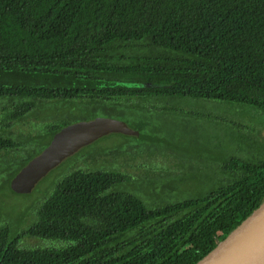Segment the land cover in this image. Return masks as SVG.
<instances>
[{
    "label": "trees",
    "instance_id": "trees-1",
    "mask_svg": "<svg viewBox=\"0 0 264 264\" xmlns=\"http://www.w3.org/2000/svg\"><path fill=\"white\" fill-rule=\"evenodd\" d=\"M0 100L4 129L38 102H64L141 117L139 136L103 140L168 143L154 135L150 108L210 118L222 133L164 171L174 192L161 204L118 171L63 176L23 233L0 226V264H197L264 203V122H255L264 119V0H0ZM178 100L216 103L235 119L177 110ZM68 125H55L43 150ZM19 148L0 135L1 155ZM25 236L63 246L22 248Z\"/></svg>",
    "mask_w": 264,
    "mask_h": 264
},
{
    "label": "rangeland",
    "instance_id": "rangeland-1",
    "mask_svg": "<svg viewBox=\"0 0 264 264\" xmlns=\"http://www.w3.org/2000/svg\"><path fill=\"white\" fill-rule=\"evenodd\" d=\"M6 102L0 100V135L12 138L20 144V148L6 152V156L1 155L3 152L0 153V226L9 225L19 233H23L33 223L36 206L45 199L52 185L74 170L118 171L131 178L130 191L138 194L149 205L161 204L168 199L161 201L158 199L159 196L165 197L174 192L170 185L171 178H165L164 171L185 161L190 156L189 152L193 155L195 147L200 145V140H211L218 133L222 135L218 124L210 118L202 120L193 115L150 108L152 111L148 118L152 128L156 130L154 135L168 140V143L141 142L120 136L102 139L96 142L97 144L83 148L52 170L38 183L31 195H18L10 189L11 180L49 143V134L55 125L63 126L66 123L71 125V123L95 117H108L123 120L134 128L141 117H136L132 111L112 105L97 108L90 113L87 110H76L74 105L64 102H38L37 107L26 118L12 122L9 128L4 129L6 115L10 112V110H4ZM128 102L142 103L137 100ZM171 104L177 105V110L188 112L197 110L196 105L207 109L215 108V115L212 118L228 121L235 119V113L232 110L219 109L216 103L205 105L198 101L178 100ZM243 122L250 124L248 119H243ZM255 122H264V119L257 117ZM256 128L264 137V125ZM172 171L174 174H181L182 168H174ZM20 246L22 248H60L63 244L25 236L21 239Z\"/></svg>",
    "mask_w": 264,
    "mask_h": 264
},
{
    "label": "water",
    "instance_id": "water-1",
    "mask_svg": "<svg viewBox=\"0 0 264 264\" xmlns=\"http://www.w3.org/2000/svg\"><path fill=\"white\" fill-rule=\"evenodd\" d=\"M111 134L139 136L127 122L108 117L64 127L42 153L12 179L11 190L19 195L31 194L38 183L65 160ZM197 264H264V203Z\"/></svg>",
    "mask_w": 264,
    "mask_h": 264
}]
</instances>
